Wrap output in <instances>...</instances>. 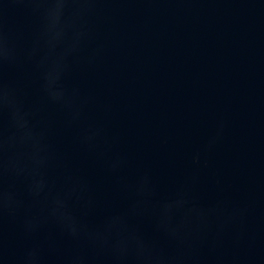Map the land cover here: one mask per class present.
I'll use <instances>...</instances> for the list:
<instances>
[{"label": "water", "instance_id": "obj_1", "mask_svg": "<svg viewBox=\"0 0 264 264\" xmlns=\"http://www.w3.org/2000/svg\"><path fill=\"white\" fill-rule=\"evenodd\" d=\"M70 9L0 0V264H264V0Z\"/></svg>", "mask_w": 264, "mask_h": 264}, {"label": "clouds", "instance_id": "obj_2", "mask_svg": "<svg viewBox=\"0 0 264 264\" xmlns=\"http://www.w3.org/2000/svg\"><path fill=\"white\" fill-rule=\"evenodd\" d=\"M48 2H55L57 7L63 8L65 5H70V15H69V26H72L77 20L82 19V17L93 11L94 5L102 2V0H48ZM78 37L80 33L77 34ZM49 98L52 102L59 104V106L65 109L70 117V122H79L82 118L83 111V101H77L75 95L65 96L62 93H56L49 91ZM0 106L9 107L13 111V118L18 125V128L21 132V139H32L37 134L34 129L31 127L30 119L31 114L23 109V105L15 98L9 97L7 95L0 97ZM224 124L221 122L218 126L216 135L209 141V147H212L223 135ZM97 133L87 132L82 138V142L88 144L89 146H94L93 141ZM196 163H199V157L195 158ZM113 167H116V164H113ZM147 181H144L140 184L137 191L140 194H145L147 191L146 187ZM34 254H30V259Z\"/></svg>", "mask_w": 264, "mask_h": 264}]
</instances>
